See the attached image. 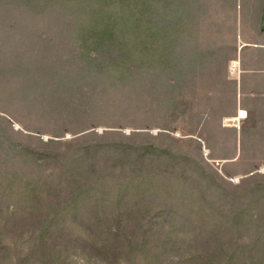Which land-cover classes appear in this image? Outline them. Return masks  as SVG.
I'll return each mask as SVG.
<instances>
[{
  "label": "trees",
  "instance_id": "trees-1",
  "mask_svg": "<svg viewBox=\"0 0 264 264\" xmlns=\"http://www.w3.org/2000/svg\"><path fill=\"white\" fill-rule=\"evenodd\" d=\"M171 1L0 0V58H44L48 47L51 58H77L117 78L147 74L183 58L172 57L184 31L181 16L171 22ZM13 62L2 67L21 78L27 65ZM217 79L216 99L230 105ZM85 138L30 147L0 130V228L24 220L30 264H68L55 249L78 245L128 264H264V180L226 186L170 148ZM56 158L66 168L43 173ZM75 229L95 232L94 241L64 236Z\"/></svg>",
  "mask_w": 264,
  "mask_h": 264
},
{
  "label": "rangeland",
  "instance_id": "rangeland-1",
  "mask_svg": "<svg viewBox=\"0 0 264 264\" xmlns=\"http://www.w3.org/2000/svg\"><path fill=\"white\" fill-rule=\"evenodd\" d=\"M171 4V22L181 16L184 31L181 49L172 44V57L179 51L183 58H168L165 67L143 68L147 74L117 78L105 69L87 66L84 60L81 65L88 69L81 68L77 58H51L48 47H42L47 53L44 58H0V130L30 147H41L50 139L95 135L150 142L199 161L207 175L226 186L240 184L246 177L251 183L264 180V134L258 130L255 139L256 135L239 143L233 127L237 121L229 116L231 100L229 105L228 100L224 104L216 99L221 90L217 78L226 70L223 58L232 54L230 40L236 29L250 23L257 26L264 0H172ZM179 4L183 8L175 10ZM16 60L27 65L22 80L15 69L8 70ZM4 62L9 66L2 67ZM259 113L264 111L254 114ZM262 124L251 118L242 121V129L249 134ZM50 147L57 149V144ZM46 164H41L43 173L66 168L63 161L57 164V158ZM34 174L26 175L33 179ZM8 220L0 228V264H30L23 242L30 232L25 226L19 229L24 221L19 215ZM94 234L75 229L64 236L82 237L86 244L94 241ZM79 246L55 250L68 264H128L123 257L103 261L106 257H93Z\"/></svg>",
  "mask_w": 264,
  "mask_h": 264
},
{
  "label": "crops",
  "instance_id": "crops-1",
  "mask_svg": "<svg viewBox=\"0 0 264 264\" xmlns=\"http://www.w3.org/2000/svg\"><path fill=\"white\" fill-rule=\"evenodd\" d=\"M230 44L229 52L232 54L229 58H223V62H227L225 73L221 76L223 89L232 99L229 116L238 124V127L233 126L236 139H239V143L250 142L253 136L256 135L254 139L257 137L258 130L264 134V114H254L264 111V14H260L257 26L250 23L243 30L236 29L235 38L230 40ZM239 111L245 116H238ZM251 118L263 124L256 125L254 132L245 134L242 121ZM237 153L235 150V156Z\"/></svg>",
  "mask_w": 264,
  "mask_h": 264
},
{
  "label": "bare ground",
  "instance_id": "bare-ground-1",
  "mask_svg": "<svg viewBox=\"0 0 264 264\" xmlns=\"http://www.w3.org/2000/svg\"><path fill=\"white\" fill-rule=\"evenodd\" d=\"M239 112H240V111H239ZM240 115H245V113H243V114H242V113H240Z\"/></svg>",
  "mask_w": 264,
  "mask_h": 264
},
{
  "label": "built area",
  "instance_id": "built-area-1",
  "mask_svg": "<svg viewBox=\"0 0 264 264\" xmlns=\"http://www.w3.org/2000/svg\"><path fill=\"white\" fill-rule=\"evenodd\" d=\"M238 116H240V112H239Z\"/></svg>",
  "mask_w": 264,
  "mask_h": 264
}]
</instances>
